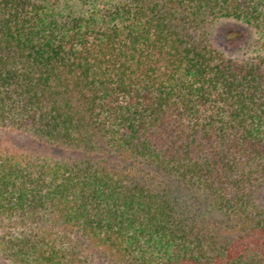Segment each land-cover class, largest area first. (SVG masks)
<instances>
[{
    "label": "trees",
    "instance_id": "trees-1",
    "mask_svg": "<svg viewBox=\"0 0 264 264\" xmlns=\"http://www.w3.org/2000/svg\"><path fill=\"white\" fill-rule=\"evenodd\" d=\"M0 130L2 264H264V0H0Z\"/></svg>",
    "mask_w": 264,
    "mask_h": 264
},
{
    "label": "rangeland",
    "instance_id": "rangeland-1",
    "mask_svg": "<svg viewBox=\"0 0 264 264\" xmlns=\"http://www.w3.org/2000/svg\"><path fill=\"white\" fill-rule=\"evenodd\" d=\"M248 32L249 30L246 26L231 20H221L215 23L210 28V36L214 46L218 49L224 50L227 54L232 55H243L246 53H251L253 44L256 41V36L249 35ZM0 143H6L16 148H24L35 153L51 152V150L49 149L45 150L41 147H38V145L34 144L29 138H26L25 136L12 132L10 130H0ZM52 150L54 151L55 149L53 148ZM55 151V154L58 157H66L64 152L59 150ZM154 175V172L151 171L150 176H146V178L148 177L152 179L154 178ZM157 180L158 179H156L155 181L157 182Z\"/></svg>",
    "mask_w": 264,
    "mask_h": 264
}]
</instances>
